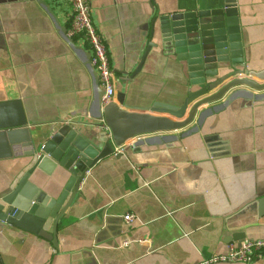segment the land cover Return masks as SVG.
I'll return each instance as SVG.
<instances>
[{
	"label": "crops",
	"instance_id": "0c3cea01",
	"mask_svg": "<svg viewBox=\"0 0 264 264\" xmlns=\"http://www.w3.org/2000/svg\"><path fill=\"white\" fill-rule=\"evenodd\" d=\"M224 2L88 0L114 71L112 102L121 93L131 111L154 103L180 106L189 87L173 56L151 48L130 75L156 43L151 27L157 17ZM235 2L244 69L264 72V0ZM70 12L69 0H0V104L19 102L29 134L42 139L63 124L93 139L97 89L88 45L67 37ZM241 89L255 99L238 95L202 122L199 114L208 106L198 108L188 126H197L195 132L136 137L120 156L97 162L57 220L56 247L0 222V264H205L231 244L264 239V90ZM45 159L28 182L52 201L69 174ZM29 161L23 151L0 154V196ZM126 214L135 221L124 223Z\"/></svg>",
	"mask_w": 264,
	"mask_h": 264
},
{
	"label": "water",
	"instance_id": "95a60500",
	"mask_svg": "<svg viewBox=\"0 0 264 264\" xmlns=\"http://www.w3.org/2000/svg\"><path fill=\"white\" fill-rule=\"evenodd\" d=\"M155 22L158 23L156 30ZM151 28V38L156 43L148 44L130 79L139 72L151 48L173 56L185 72L189 87L180 106L154 103L131 111L124 105L121 93L115 103L111 100L102 104L103 91L90 65L97 89V110L89 123L94 129L92 140L66 124L45 139L38 134L31 136L20 103L0 104V154L9 157L23 151L30 157L11 191L0 196V222L44 238L56 247L59 216L74 200L84 175L97 162L111 156L114 148L123 147L136 137L156 133L184 130L174 136V139L181 138L195 132L197 126H188L198 108L208 106L199 114L202 122L207 114L216 113L238 95L255 99L251 92L241 88L264 90V72L244 69L235 0H225L218 9L159 16ZM46 157L69 174L62 192L52 201L28 182L30 175L41 171Z\"/></svg>",
	"mask_w": 264,
	"mask_h": 264
},
{
	"label": "built area",
	"instance_id": "2783aa9c",
	"mask_svg": "<svg viewBox=\"0 0 264 264\" xmlns=\"http://www.w3.org/2000/svg\"><path fill=\"white\" fill-rule=\"evenodd\" d=\"M69 3L71 12L69 27L66 32L67 37L79 38L88 45L90 67L97 75L99 86L103 91L101 102L107 104L115 95V76L109 63L106 47L91 22L88 0H69ZM123 148H114L113 154L122 153ZM122 220L124 223H133L135 217L126 214L122 217ZM127 246L128 243L122 245V247ZM254 259L264 260V239L248 240L239 246L231 244L224 254L212 257L205 264H250Z\"/></svg>",
	"mask_w": 264,
	"mask_h": 264
}]
</instances>
